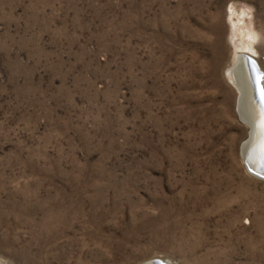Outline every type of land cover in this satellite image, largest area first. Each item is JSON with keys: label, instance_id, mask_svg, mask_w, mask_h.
I'll list each match as a JSON object with an SVG mask.
<instances>
[{"label": "rangeland", "instance_id": "obj_1", "mask_svg": "<svg viewBox=\"0 0 264 264\" xmlns=\"http://www.w3.org/2000/svg\"><path fill=\"white\" fill-rule=\"evenodd\" d=\"M247 53L264 0H0V264H264Z\"/></svg>", "mask_w": 264, "mask_h": 264}, {"label": "bare ground", "instance_id": "obj_2", "mask_svg": "<svg viewBox=\"0 0 264 264\" xmlns=\"http://www.w3.org/2000/svg\"><path fill=\"white\" fill-rule=\"evenodd\" d=\"M242 56L240 54L235 57L228 70L232 85L237 92L238 115L248 129V139L241 149L242 160L252 171L264 175V107L257 99L249 66ZM261 83L264 88V78Z\"/></svg>", "mask_w": 264, "mask_h": 264}, {"label": "water", "instance_id": "obj_3", "mask_svg": "<svg viewBox=\"0 0 264 264\" xmlns=\"http://www.w3.org/2000/svg\"><path fill=\"white\" fill-rule=\"evenodd\" d=\"M243 55L242 57L245 59L247 65L249 66L250 69V74L252 76V85L255 89V93L257 96V99L260 103L261 106L264 107V88L262 86V80L264 78V73L261 71L257 61L255 60V57L252 53H247V54H241ZM240 56V54H238L236 57ZM241 120V118H240ZM242 121V120H241ZM246 170L254 177L263 180L264 181V175L261 174L260 172H254L252 171L249 166L246 164V162L244 163ZM142 264H171L168 260H164L161 258H153L151 260L145 261Z\"/></svg>", "mask_w": 264, "mask_h": 264}]
</instances>
